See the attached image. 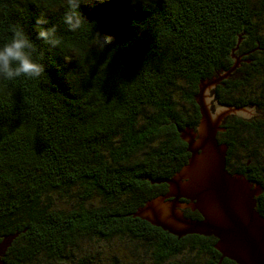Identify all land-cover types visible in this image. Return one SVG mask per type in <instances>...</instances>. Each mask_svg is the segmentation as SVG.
Listing matches in <instances>:
<instances>
[{"label": "trees", "instance_id": "trees-1", "mask_svg": "<svg viewBox=\"0 0 264 264\" xmlns=\"http://www.w3.org/2000/svg\"><path fill=\"white\" fill-rule=\"evenodd\" d=\"M66 2L0 0V41L22 27L45 68L37 79L0 80V238L19 232L3 264H125L92 238L140 244L152 264H237L215 236H177L133 212L167 190L152 180L186 162L179 129L199 121L198 84L229 69L235 48L245 61L215 99L264 113V0H104L79 6L87 23L78 29L63 22ZM37 16L55 25L59 46L36 38ZM97 32L113 37L103 50ZM222 125L227 168L262 187L264 216V145L259 160L233 164L237 146L250 148L245 137L264 141V115Z\"/></svg>", "mask_w": 264, "mask_h": 264}, {"label": "water", "instance_id": "water-1", "mask_svg": "<svg viewBox=\"0 0 264 264\" xmlns=\"http://www.w3.org/2000/svg\"><path fill=\"white\" fill-rule=\"evenodd\" d=\"M240 54L234 56L232 53V66L227 70L220 69V73L215 71L216 78L211 76L208 81L200 80L194 95L200 112L196 130L192 127L179 129L189 156L170 177L152 180L165 181L167 190L146 200L133 215L177 236L187 233L213 235L216 237L214 246L221 257L230 258L237 264H264V216L255 208V196L262 187L252 181L251 188V180L243 174H230L225 169L227 146L215 138L216 131L223 130L220 124L226 113L242 118L263 114L255 112L253 106L222 105L214 99L211 101L213 113L208 109L212 93L207 95V88L229 75L238 65ZM186 206L197 209L202 217L185 215L182 209ZM18 233L1 236L0 264H3L2 257Z\"/></svg>", "mask_w": 264, "mask_h": 264}, {"label": "clouds", "instance_id": "clouds-1", "mask_svg": "<svg viewBox=\"0 0 264 264\" xmlns=\"http://www.w3.org/2000/svg\"><path fill=\"white\" fill-rule=\"evenodd\" d=\"M133 3L136 0H132ZM104 3V0H67L63 22L71 29H78L84 23L85 18L79 11L81 4L93 5ZM48 23L47 17L37 16L35 24L38 26L36 38L46 45L56 47L61 43L56 33L55 25L42 27ZM113 37L109 34L95 33L94 45L103 50L104 46L111 42ZM35 45L32 38L22 27H17L11 33L10 38L0 41V80L12 81L20 77L37 79L45 71L44 65L34 55Z\"/></svg>", "mask_w": 264, "mask_h": 264}, {"label": "rangeland", "instance_id": "rangeland-1", "mask_svg": "<svg viewBox=\"0 0 264 264\" xmlns=\"http://www.w3.org/2000/svg\"><path fill=\"white\" fill-rule=\"evenodd\" d=\"M236 49V48H235ZM235 49L232 51V53H234V56H237L239 54V52H236ZM245 54H240L238 56V65H236L230 72H229V75H227V77H229L231 74H232V71L241 64V62L245 61L243 58H245L244 56ZM242 59V60H241ZM216 72H221V70H217ZM212 76H214V78H216L218 75L216 73H214ZM226 78V76H225ZM223 78H221L222 80ZM210 80V78H207V81ZM220 80V81H221ZM218 84V83H217ZM217 84H214L213 86H210L207 88V95H211L212 93V97L208 99V109H209V112L210 113H213V110H214V107H213V103H211V101L214 99L215 102H217V100L215 99V96H214V93H213V88L217 85ZM223 105V104H222ZM234 107H237L235 105H233ZM249 106V105H247ZM253 110L255 112H262L260 111L256 106H253ZM262 114L264 115V113L262 112ZM230 116H235V114L233 113H226L222 118L223 120H225L227 117ZM262 115L261 114H254L253 116H249L248 118H244V119H251V118H256V117H261ZM222 120V121H223ZM222 126V124H221ZM192 129L196 130V127H192ZM225 128H223L224 130ZM223 130H217L216 133H215V138L217 139V141L219 143H222L218 140V137H217V132L219 131H223ZM196 137V135H194ZM243 137H245L244 134H242ZM247 139H249V149H244V147H241L240 145L236 147V149L234 150L233 152V159H234V162L233 164H237L239 163L240 161H243L245 159H248V160H253V161H256L260 159V154H259V150L261 148H263V145H264V141H257V140H252L251 137H245ZM225 144V143H224ZM251 144L254 145V150H251L253 147H251ZM248 146V145H247ZM247 148V147H246ZM252 152H255V153H252ZM225 169L230 173H234V172H230L227 168V165H226V160H225ZM174 174V173H173ZM244 176V175H243ZM245 177V176H244ZM246 178V177H245ZM255 183V182H254ZM252 188V181H251V186ZM187 207V206H186ZM185 209V207H184ZM183 210V212H185ZM193 210H196V209H193ZM90 244L91 246H94L95 249H97L98 251L100 250L103 255H110L111 252H114L116 253V257L119 258L123 263L125 264H152V261L149 257V254L148 253H145L144 250H143V247L140 246V244H136L137 246H135V242H130V241H127V240H122V239H112L110 241H107V240H100V239H90ZM81 246H84V247H87L89 246V243H88V240L87 239H83L81 241ZM99 251V252H100ZM100 252V253H101ZM31 264H45L43 262V260H40L38 262H31Z\"/></svg>", "mask_w": 264, "mask_h": 264}, {"label": "flooded vegetation", "instance_id": "flooded-vegetation-1", "mask_svg": "<svg viewBox=\"0 0 264 264\" xmlns=\"http://www.w3.org/2000/svg\"><path fill=\"white\" fill-rule=\"evenodd\" d=\"M223 121H224V120H223ZM223 121L221 122V124L223 123ZM221 124H220V125H221ZM222 127L225 128L223 125H222ZM183 209H184V208H183ZM185 210H187V211H191V212H197V213L200 214V212H199L197 209H196V210H193V209H191L190 206L185 207L184 211H185ZM200 216L202 217L201 214H200ZM190 217H192V216H190ZM201 217H200V218H201ZM193 218H198V217H193Z\"/></svg>", "mask_w": 264, "mask_h": 264}]
</instances>
